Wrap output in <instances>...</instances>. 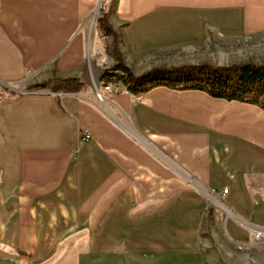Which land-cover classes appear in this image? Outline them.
<instances>
[{
    "label": "crops",
    "instance_id": "0c3cea01",
    "mask_svg": "<svg viewBox=\"0 0 264 264\" xmlns=\"http://www.w3.org/2000/svg\"><path fill=\"white\" fill-rule=\"evenodd\" d=\"M96 3L0 0V81L81 84L0 97V264H72L78 241V264L264 250V109L168 86L98 98ZM110 21L140 75L156 53L264 33V0H115Z\"/></svg>",
    "mask_w": 264,
    "mask_h": 264
},
{
    "label": "rangeland",
    "instance_id": "374dc122",
    "mask_svg": "<svg viewBox=\"0 0 264 264\" xmlns=\"http://www.w3.org/2000/svg\"><path fill=\"white\" fill-rule=\"evenodd\" d=\"M115 0H97L96 6L90 12V16L84 25L83 29L88 39V45L90 42L97 44L102 50L98 52L97 59L102 58L104 64L100 63V67L103 69L110 67L114 64L110 63V59L113 56V38L111 35H105L100 27L99 19L105 14L110 21V15L114 7ZM117 32V31H116ZM117 43L121 50L120 33L117 32ZM94 53V50L92 51ZM88 65L94 68V61L96 58L91 55V50L88 54ZM153 67H172L184 64H201L208 63L216 66H227L231 64H239L245 62H253L256 64L264 65V33L251 35L248 37L234 39V40H219L218 42H212L209 47L196 48L192 50L176 48L169 50L165 53L154 54ZM97 61V60H96ZM149 68V69H151ZM148 69V70H149ZM90 73L89 83L97 88L96 96L102 92L103 87L97 75L95 76L94 69ZM134 71V69H132ZM146 70V71H148ZM145 71V72H146ZM95 77V81L92 78ZM27 78L23 81L6 84L0 81V97L10 95V92L15 93H27V92H42L44 88L34 87L33 85L38 83V78H34L32 71H29ZM40 82H43L40 80ZM56 86L58 89L71 90L76 87L77 82H66L59 79H54L48 83V86ZM119 84H123L119 82ZM97 87H96V86ZM53 86V87H54ZM80 88V87H79ZM47 89V87H46ZM104 91V90H103ZM98 97V96H97ZM99 98V97H98ZM74 245H76L74 243ZM84 243L77 242V250L74 251L72 256V264H78V256H84L86 250ZM258 246L264 249V238L258 241ZM54 251H52L53 253ZM50 254V253H49ZM64 251L56 252V259H64ZM116 263V260H113ZM219 262V263H218ZM264 264V250L261 248H255L251 250L250 257L246 258L241 256L232 249L225 241L221 239L216 244L214 249L202 253L200 255L190 257H168V258H138L131 257L126 254L120 256L119 263L116 264ZM88 264H98L97 261L90 260ZM112 264V263H111Z\"/></svg>",
    "mask_w": 264,
    "mask_h": 264
},
{
    "label": "trees",
    "instance_id": "16d2710c",
    "mask_svg": "<svg viewBox=\"0 0 264 264\" xmlns=\"http://www.w3.org/2000/svg\"><path fill=\"white\" fill-rule=\"evenodd\" d=\"M100 27L105 35L113 38L112 52L114 64L105 68L99 81L102 85L119 82L133 93L146 92L156 86H168L175 89H197L206 91L213 97L256 104L264 109V65L253 62L216 66L208 63L184 64L172 67H153L137 75L124 59L117 43V32L109 22L107 15L100 19ZM77 82L76 91L81 84L77 78L64 79ZM43 81L33 85L46 88ZM54 91L59 90L56 86ZM15 95L17 93L10 92Z\"/></svg>",
    "mask_w": 264,
    "mask_h": 264
},
{
    "label": "built area",
    "instance_id": "2783aa9c",
    "mask_svg": "<svg viewBox=\"0 0 264 264\" xmlns=\"http://www.w3.org/2000/svg\"><path fill=\"white\" fill-rule=\"evenodd\" d=\"M103 90L109 94H119V93H125L130 95L132 98L135 99H141L144 95V92H138V93H133L130 90H128L125 86L122 87L121 84H114L112 82L106 84V85H102ZM84 139H88L90 138L89 134L84 135L83 137ZM228 188H224L223 189V193H227L228 192ZM264 237V233L262 230H257L256 232V238H263Z\"/></svg>",
    "mask_w": 264,
    "mask_h": 264
},
{
    "label": "water",
    "instance_id": "95a60500",
    "mask_svg": "<svg viewBox=\"0 0 264 264\" xmlns=\"http://www.w3.org/2000/svg\"><path fill=\"white\" fill-rule=\"evenodd\" d=\"M96 91H97V88H96Z\"/></svg>",
    "mask_w": 264,
    "mask_h": 264
},
{
    "label": "bare ground",
    "instance_id": "6f19581e",
    "mask_svg": "<svg viewBox=\"0 0 264 264\" xmlns=\"http://www.w3.org/2000/svg\"><path fill=\"white\" fill-rule=\"evenodd\" d=\"M94 81H95V79H94Z\"/></svg>",
    "mask_w": 264,
    "mask_h": 264
}]
</instances>
